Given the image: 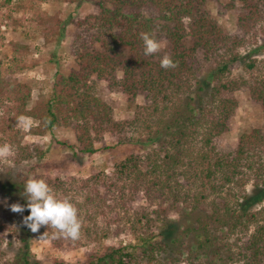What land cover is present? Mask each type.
Masks as SVG:
<instances>
[{"label":"trees","instance_id":"obj_1","mask_svg":"<svg viewBox=\"0 0 264 264\" xmlns=\"http://www.w3.org/2000/svg\"><path fill=\"white\" fill-rule=\"evenodd\" d=\"M91 1L98 13L74 24L75 67L68 74H56L35 108L28 109L32 86L6 80L0 70V143L13 146L16 164L42 159V149L22 145L19 139L17 118L30 116L38 122V135L57 128L71 130L76 145H63L76 157L100 152L97 145L106 136L117 146L157 148L113 163L110 174L99 171L88 178L63 179L33 173L7 187L12 201L26 206L27 180L44 179L58 198H70L77 206L82 220L78 240L54 238L55 230L47 226L38 233L47 231L61 249L83 243L94 246L84 261L57 258L52 264H264V128L241 134L234 151L216 144L229 131L239 108L226 93L248 89L264 116V74L228 78L231 67L243 59L242 48L264 27V0H227L219 8L221 14L239 13L237 34L224 28L209 8L221 0ZM64 31L65 26L61 36ZM142 32L155 33L165 46L145 55ZM200 53L216 66L205 84L208 88L215 84L192 96L199 83L193 62ZM164 55L178 66L161 68ZM247 67L253 70L256 64ZM99 82H106L109 92L123 94L134 109L132 118H115L113 105L96 92ZM183 95H188L185 100ZM140 96L149 103L137 105ZM171 105V117L156 122L161 127L145 145L133 136L141 127L152 132L154 124L143 120L146 113L167 112ZM172 213L179 216L171 220ZM20 215L23 219L30 210ZM20 229L19 263L42 264L31 254L35 233L24 223ZM123 235L129 236L128 241L105 244Z\"/></svg>","mask_w":264,"mask_h":264},{"label":"rangeland","instance_id":"obj_2","mask_svg":"<svg viewBox=\"0 0 264 264\" xmlns=\"http://www.w3.org/2000/svg\"><path fill=\"white\" fill-rule=\"evenodd\" d=\"M226 4L227 0L211 2L209 8L224 28L232 34H237L239 13L225 10L222 14L219 12V8ZM46 13L47 16L44 15ZM96 13L98 10L91 0H83L81 4L78 2L57 4L53 1L42 0H0V70L6 80L18 79L32 86L29 110L35 108L41 97L49 92L55 82L56 74H68L75 67V56L72 51L74 24L88 15ZM148 14L157 17L154 12ZM157 21L159 24L162 22L161 20ZM16 22L18 23L16 24ZM64 26V35L61 36L59 32ZM241 54L243 59L231 67L228 78L250 79L253 75L264 74V27L258 28L246 46L242 48ZM250 62L256 64L253 70L247 67ZM193 64L194 68L198 70L199 83L195 86L194 94H190L196 96L211 90L215 83H211V87L208 88L205 82L206 80L210 82L209 76L216 66L214 62L206 61L201 53ZM96 92L98 96L107 99L113 105L117 120H126L134 116V109L127 104L123 94L119 91L109 92L106 82H99ZM187 96L183 95L182 99L185 100ZM225 96L236 99L239 108L231 120L229 131L217 139L216 144L220 149L231 152L236 149L241 134L256 127L264 128V116L261 107L251 100L248 89L226 93ZM148 103L142 96L137 99V105L145 106ZM182 103L184 102L179 104ZM173 107L171 105L170 111L159 110L158 113L151 114V116L146 113L143 120L154 124L152 132L141 127L139 131L132 133L133 136L142 140L143 144L147 142L148 138L157 134L156 132L161 127L156 122L159 119L170 118L174 111ZM27 117L31 120V126L26 130L19 128L21 130L19 139L22 145L35 144L38 146L42 149L44 157L16 164L15 154L7 161H0V264H20L19 254L23 246L19 240L23 219L20 217V213L11 211L10 206L16 203L12 201L13 196L6 194L7 187H11L12 183L33 173L36 175H60L63 179L70 176L79 179L88 178L94 172L99 171L110 174L113 163L121 161L131 154L145 155L147 152L153 151V148H157L156 145L146 146L145 144L146 147L142 144L117 146L110 136H106L105 141L97 145L100 152L93 156L76 157L73 149L63 145L66 142L76 145L75 135L71 130L57 128L44 135H38V122L30 116ZM0 145L2 144L0 143ZM248 189H251V185ZM259 207L256 204L254 209ZM178 216L177 213H172L169 218L175 220ZM44 233H35L30 239L31 254L42 264H52V261L57 258L68 262L84 261L87 258V253L94 246V243H83L70 247L66 245L61 249L53 243L49 234L46 239L40 240L39 237ZM128 239L129 236L123 235L118 239L106 241L105 244L112 245L120 241H128ZM217 264L222 263L218 262Z\"/></svg>","mask_w":264,"mask_h":264},{"label":"clouds","instance_id":"obj_3","mask_svg":"<svg viewBox=\"0 0 264 264\" xmlns=\"http://www.w3.org/2000/svg\"><path fill=\"white\" fill-rule=\"evenodd\" d=\"M140 38L144 43L145 55H153L161 51L165 46L163 42L157 40L155 33L142 32ZM161 68L170 69L178 66L169 55H164ZM17 126L23 130L31 126V120L27 116L17 118ZM13 146L4 143L0 145V161H7L14 156ZM23 195L27 198V204H12L13 213L22 214L27 208L30 215L23 218L24 225L32 233H38L41 227L47 226L54 231V238H64L78 240L81 236L82 220L79 217L77 206L71 202L70 198H58L53 188L44 179L29 178L25 184ZM48 232L42 234L39 239L44 240Z\"/></svg>","mask_w":264,"mask_h":264}]
</instances>
